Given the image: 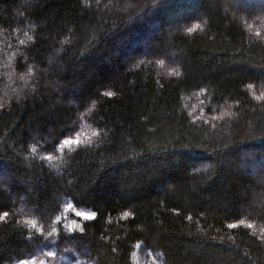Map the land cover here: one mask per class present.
<instances>
[{"label":"trees","instance_id":"obj_1","mask_svg":"<svg viewBox=\"0 0 264 264\" xmlns=\"http://www.w3.org/2000/svg\"><path fill=\"white\" fill-rule=\"evenodd\" d=\"M23 261L264 264V0H0V264Z\"/></svg>","mask_w":264,"mask_h":264},{"label":"snow or ice","instance_id":"obj_2","mask_svg":"<svg viewBox=\"0 0 264 264\" xmlns=\"http://www.w3.org/2000/svg\"><path fill=\"white\" fill-rule=\"evenodd\" d=\"M77 215H84V218H85L86 220H88V219H92L91 216H88V215H85V214L77 213ZM233 226H234V225H230V227H233ZM22 264H28V262H27V261H23Z\"/></svg>","mask_w":264,"mask_h":264},{"label":"rangeland","instance_id":"obj_3","mask_svg":"<svg viewBox=\"0 0 264 264\" xmlns=\"http://www.w3.org/2000/svg\"><path fill=\"white\" fill-rule=\"evenodd\" d=\"M172 26H173V25H168V28H169V29H172ZM167 30H168V29H167ZM155 32H159V30L157 31V28H156V31H155Z\"/></svg>","mask_w":264,"mask_h":264}]
</instances>
